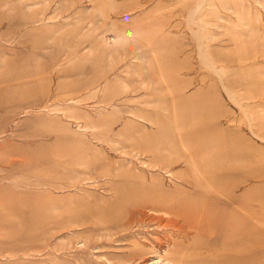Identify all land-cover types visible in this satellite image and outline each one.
<instances>
[{"label":"rangeland","instance_id":"obj_1","mask_svg":"<svg viewBox=\"0 0 264 264\" xmlns=\"http://www.w3.org/2000/svg\"><path fill=\"white\" fill-rule=\"evenodd\" d=\"M179 251L264 264V0H0V264Z\"/></svg>","mask_w":264,"mask_h":264},{"label":"bare ground","instance_id":"obj_2","mask_svg":"<svg viewBox=\"0 0 264 264\" xmlns=\"http://www.w3.org/2000/svg\"><path fill=\"white\" fill-rule=\"evenodd\" d=\"M190 180H191V179H190ZM194 182H195V181H194ZM188 184H189V183H188ZM185 185H186V184H185ZM191 187H192V186H191ZM194 187H195V186H194ZM196 187H197V186H196ZM208 187H209V185H208ZM220 191H221V190H220ZM221 193H222V191H221ZM200 194H201V193H200ZM194 195H195V194H194ZM217 195H218V194H217ZM217 195H216V196H217ZM225 195H226V194H225ZM210 197H211V196H210ZM217 199H218V198H217ZM212 200H213V198H212ZM221 200H222V199H221ZM228 201H229V200H228ZM210 202H211V201H210ZM210 202H209V203H210ZM194 203L197 204V202H194ZM192 204H193V203H192ZM198 204H199V203H198ZM176 205H177V204H176ZM188 205H189V204H188ZM194 205H195V204H194ZM216 205H217V204H216ZM230 205H231V204H230ZM195 206H196V205H195ZM191 207H193V205H191ZM151 208H153V207H151ZM174 208H176V207H173V209H174ZM187 208H188V207H187ZM197 208H198V206H197ZM173 209H172V210H173ZM200 209H201V208H199V211L201 212L202 210H200ZM202 209H204V214H203V211H202L201 213L203 214L204 218L206 217L205 219L208 220V221H206V222H209V220H212L215 224H217V223L220 221V220H219V215H216V213H215L214 211H213V212L215 213V215H214L212 212H211V213H208L209 210H205V206H204V208H202ZM217 209H218V208H217ZM149 210H150V209H149ZM153 210H154V209H153ZM156 210H157V209H156ZM164 210H165V209H164ZM175 210H176V209H175ZM175 210H173L172 212L174 213ZM229 210H230V209H229ZM199 211H198V212H199ZM161 212H162V211H161ZM164 212L166 213V211H164ZM218 212H219V211H218ZM185 213H186V212H185ZM146 214H147V213H146ZM162 214H164V213H162ZM161 216H162V215H161ZM164 216H165V215H164ZM164 216H163V217H164ZM171 216H172V215H171ZM157 217H158V216H157ZM163 217H162V218H163ZM165 217H166V216H165ZM167 217H168V216H167ZM160 218H161V217H160ZM169 218H170V215H169ZM174 218H175V217H174ZM178 218H179V217H178ZM158 219H159V218H158ZM163 219H164V218H163ZM163 219H162V221H165V220H163ZM167 219H168V218H167ZM195 219H197V216L195 217ZM239 220H240V219H239ZM175 221H176V220H175ZM243 221H244V220H242V222H243ZM160 222H161V221H160ZM172 222H173V221H172ZM176 222H177V221H176ZM178 222H180V221H178ZM173 223H174V222H173ZM158 224H159V223H158ZM161 224H162V223H161ZM177 224H178V223H177ZM206 224H207V223H206ZM212 224H213V223H212ZM212 224H211V225H212ZM218 224H219V223H218ZM155 226H157V225L155 224ZM161 226H162V225H161ZM166 226H167V225H166ZM175 226H176V225H175ZM175 226L173 225V228H172V229H174ZM185 226H186V225H185ZM206 226H207V225H206ZM183 227H184V226H183ZM242 227H244V224H243V223H242ZM168 228H169V227H168ZM175 228H176V227H175ZM180 228H181V227H180ZM213 228H214V227H213ZM222 228H223V227H222ZM177 229H178V225H177ZM185 229H187V228H185ZM163 230H164V229H163ZM175 230H176V229H175ZM217 230H218V228H217ZM219 230H220V229H219ZM178 231H180V230H178ZM189 231H190V230H189ZM167 232H168V231H167ZM179 233H180V232H179ZM200 233H201V232H200ZM180 234H181V233H180ZM184 234H185V233H184ZM165 235H166V234H165ZM194 235H195V234H194ZM199 235H200V234H199ZM205 235H206V234H205ZM210 235L213 236L212 233H211ZM175 236H176V235H175ZM182 236H183V235H182ZM189 236H190V234H189ZM221 236H222V234H221ZM163 237H164V236H163ZM176 237H177V236H176ZM187 237H188V235H187ZM191 237H192V236H191ZM206 237H207V235H206ZM174 238H175V237H174ZM192 238H193V237H192ZM208 238H209V236H208ZM220 238H221V237H220ZM220 238H219V239H220ZM181 239H182V238H181ZM227 239H228V238H227ZM159 240H160V239H159ZM163 240H164V239H163ZM170 240H171V239H170ZM177 240H178V239H177ZM184 240H185V239H184ZM191 240H193V239H191ZM178 241H179V240H178ZM196 241H197V239H196ZM209 241H210V240H209ZM211 241H213V240H211ZM216 241H218V240H216ZM216 241H215V242H216ZM226 241H228V240H226ZM165 242H167V240H166ZM179 242L182 243L181 241H179ZM190 242H191V241H190ZM194 242H195V241H194ZM194 242H193V243H194ZM215 242H213V243L215 244ZM183 243H184V242H183ZM193 243H192V246H193ZM196 243H197V242H196ZM171 244H173V243H171ZM197 244H198V243H197ZM210 244H211V243H210ZM224 244H225V243H224ZM229 244H231V243H229ZM244 244H245V243H244ZM161 245H162V244H161ZM161 245H160V246H161ZM185 245H186V244H185ZM185 245H180V246L182 247V246H185ZM195 245H196V244H195ZM234 245H235V244H234ZM163 246H164V245H163ZM171 246H172V245H171ZM187 246H189V244H188ZM192 246L190 245L191 248H192ZM196 246H197V245H196ZM196 246H195V247H196ZM198 246H199V244H198ZM225 246H226V245H225ZM238 246H239V245H238ZM169 247H170V246H169ZM209 247H210V246H209ZM167 248H168V247H166V249H167ZM188 248H189V247H188ZM229 248H230V247H229ZM153 249H154V248H153ZM181 249H183V248H181ZM184 249H186V248H184ZM192 249H193V251H191V252H195V251H194L195 249H194V248H192ZM188 250H189V249H188ZM165 251H167V250H165ZM185 251H186V250H185ZM212 251H213V250H212ZM161 252H162V251H161ZM168 252H170V251H168ZM168 252H167V253H168ZM172 252H173V251H172ZM197 252H200V251L198 250ZM201 252H202V251H201ZM214 252H216V251H214ZM151 253H152V251H151ZM217 253H218V252H217ZM222 253H223V252H222ZM183 254H184V253H182L181 251H179V252L177 253L176 256H177L178 259H179L178 262H183V264H184L185 262L190 261L189 259L193 258V257H190V258L187 257L186 253H185L184 255H183ZM192 254H193V256L195 257V260H194L195 263L198 262L197 259L201 257V254L198 253L197 256H195L194 253H192ZM204 254H205V253H204ZM215 254H216V253H215ZM209 255H211V253H209ZM162 256H164V255H162ZM191 256H192V255H191ZM212 256H213V255H212ZM159 257H160V256H159ZM164 257H165V259H164V263H165V262L167 261V260H166L167 258H166V256H164ZM203 257H206V258H207L206 254H205V256H202V258H203ZM213 257H214V256H213ZM141 258H142V257H141ZM168 259H169V258H168ZM170 259H171V258H170ZM200 259H201V258H200ZM202 260H203V259H202ZM202 260H201V261H202ZM176 262H177V261H176ZM170 263H171V262H170ZM211 263H213V262H211ZM176 264H177V263H176ZM203 264H204V263H203ZM214 264H215V262H214Z\"/></svg>","mask_w":264,"mask_h":264}]
</instances>
